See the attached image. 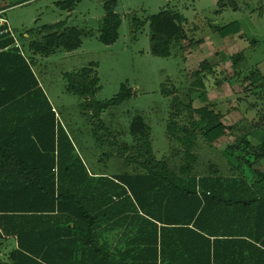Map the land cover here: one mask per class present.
Wrapping results in <instances>:
<instances>
[{"label":"trees","instance_id":"obj_1","mask_svg":"<svg viewBox=\"0 0 264 264\" xmlns=\"http://www.w3.org/2000/svg\"><path fill=\"white\" fill-rule=\"evenodd\" d=\"M79 1L61 0L58 6L71 11ZM0 19V243L16 241L0 264H264V171L246 173L264 160V112L249 130L236 123L239 133L226 153L237 162L231 163L237 173L193 172L200 135L213 143L235 134L212 102L199 107L191 102L194 112L187 125L169 123V137L179 140L185 154L178 170L165 159L146 158L137 163V173H93L34 70L35 55L49 56L58 47L75 50L90 32L65 21L47 24L26 48ZM149 22L152 52L158 56H169L172 42L185 39L184 18L174 11L162 10ZM121 25L111 1L100 40L116 42ZM216 31L222 37L239 34V23ZM203 68H209L206 61L192 75L200 89L206 87ZM93 70L83 68L81 82L70 80L68 89L94 96L99 86ZM244 79L263 88L257 71ZM130 95L123 84L117 96L99 103L96 115ZM149 132L136 115L131 133L145 137L148 148ZM243 143L245 154L234 156ZM134 147L125 144L121 154Z\"/></svg>","mask_w":264,"mask_h":264},{"label":"rangeland","instance_id":"obj_2","mask_svg":"<svg viewBox=\"0 0 264 264\" xmlns=\"http://www.w3.org/2000/svg\"><path fill=\"white\" fill-rule=\"evenodd\" d=\"M59 1L0 0V15L26 48L30 40L41 37L38 29L59 21L90 32L75 50L58 47L49 56L35 55L34 70L76 150L93 173H137V163L146 158L165 159L178 170L185 154L179 140L169 137L168 125L172 121L189 124L194 112L191 102L194 107L212 102L224 113L225 123L235 128V134L229 132L213 143L198 137L194 174H215L216 169L220 175L237 173L231 165L237 162L230 152L226 153L236 142V123L249 130L264 112V99L260 97L264 91V0H80L71 11L58 6ZM111 1L122 17V25L118 40L105 44L99 35ZM162 10L184 18L185 39L172 42L167 57L152 52L149 18ZM235 21L242 36L222 37L217 33L216 29ZM205 61L209 68L201 70V77L206 87L200 89L194 87L192 75ZM86 67L94 69L92 78L95 74L98 77L99 89L94 96L68 89L70 80L81 82L79 72ZM251 71L263 75L259 82L263 88L259 84L253 87L251 80L244 79ZM123 84L131 95L96 115L99 103L117 96ZM136 115L150 126V148L145 137L131 133ZM252 142L257 143V139L252 138ZM125 144L135 147L124 156L121 152ZM244 147L243 143L234 156L245 154ZM255 168L264 171V160L251 170L246 168L247 175L251 176ZM15 245L13 238L0 243V261L7 260V253Z\"/></svg>","mask_w":264,"mask_h":264},{"label":"built area","instance_id":"obj_3","mask_svg":"<svg viewBox=\"0 0 264 264\" xmlns=\"http://www.w3.org/2000/svg\"><path fill=\"white\" fill-rule=\"evenodd\" d=\"M3 22V20L2 19H0V24Z\"/></svg>","mask_w":264,"mask_h":264}]
</instances>
